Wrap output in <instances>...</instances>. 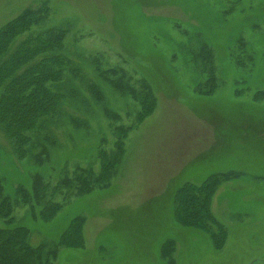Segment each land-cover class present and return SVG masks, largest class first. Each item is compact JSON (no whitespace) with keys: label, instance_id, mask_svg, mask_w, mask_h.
Instances as JSON below:
<instances>
[{"label":"rangeland","instance_id":"1","mask_svg":"<svg viewBox=\"0 0 264 264\" xmlns=\"http://www.w3.org/2000/svg\"><path fill=\"white\" fill-rule=\"evenodd\" d=\"M27 8H46L30 35L65 30L54 52L67 65L50 86L66 96L58 116L29 133L25 157L13 155L0 132L3 194L14 198L16 187L30 188L35 174L54 184L77 168L96 172L98 151L114 150L118 135L122 149L105 187L65 200L58 193L62 207L48 221L38 217V209L33 215L29 205L15 203L12 221L0 225L26 227L32 247L54 252L48 264L262 262L264 93L254 94L264 90V0H0V27ZM239 39L247 42L252 62L235 63L242 55ZM200 42L216 52L217 85L210 95L195 91L204 78L189 62L188 52ZM88 84L98 88L101 100L87 91ZM144 92L154 102L147 112L137 97ZM70 116L85 122L77 128ZM47 134L55 143L37 165L29 156ZM227 171L232 176L212 196L208 233L177 223L176 190ZM76 216L85 219L83 244L66 248L58 239ZM173 227L186 241L182 255ZM222 230L224 240L214 246ZM146 245H154V260L142 252Z\"/></svg>","mask_w":264,"mask_h":264},{"label":"trees","instance_id":"2","mask_svg":"<svg viewBox=\"0 0 264 264\" xmlns=\"http://www.w3.org/2000/svg\"><path fill=\"white\" fill-rule=\"evenodd\" d=\"M44 9L27 8L0 27V132L7 139L11 153L17 158H23L29 153V133L40 126L44 119L58 116L63 97L66 96L64 92L50 86V82L61 78L63 67L67 65L66 58L54 52L60 48L65 30L53 28L33 35L28 32L30 27L42 20L41 10ZM24 32L28 33L26 37L13 45L15 39ZM237 47L242 55L235 59V63L241 65L242 60L252 62L253 56L248 52L247 42L239 39ZM188 53L191 66L204 78L197 84L195 91L200 95L212 94L211 90L217 85L214 84L213 73L215 50L206 42H200L196 49ZM114 84L123 90V84L118 81H114ZM86 89L94 93L98 101L102 99L95 85L88 84ZM263 93L264 90H259L254 96ZM137 97L141 111L147 112L154 107L153 99L147 92ZM70 119L77 128L85 122L75 116H70ZM120 133L122 130L118 128L117 134ZM50 138L51 134H47L38 150L30 154L33 163L41 165L45 162L48 146L55 143V139ZM115 142L114 150L108 153L98 151L99 167L96 172L89 168H77L71 176L61 175L54 184L35 174L30 188L22 185L16 187L14 198L3 194L0 177V221H12L11 213L15 203L29 205L33 215H36L33 210L38 209V217L48 221L62 207V203L55 199L58 193L64 192L65 200L70 195H83L95 188L105 187L120 160L122 148L119 135ZM232 173H212L199 183L187 182L180 186L174 193V219L177 223L208 233V225L214 221L210 207L212 196L218 185L229 179ZM84 221L81 216L74 217L60 234L58 243L66 248L80 247L83 244ZM29 234V230L23 226L9 228L0 225V264H48V258L53 257L54 252L42 254L40 246L32 247ZM220 234L221 238L214 239V246L224 240L223 230Z\"/></svg>","mask_w":264,"mask_h":264},{"label":"flooded vegetation","instance_id":"3","mask_svg":"<svg viewBox=\"0 0 264 264\" xmlns=\"http://www.w3.org/2000/svg\"><path fill=\"white\" fill-rule=\"evenodd\" d=\"M178 227V226H177ZM171 229V228H170ZM178 229H180L179 227H178ZM178 229L177 228H175V227H173L172 228V232L175 234V236H178V237H180V240L184 237V235H180V231H178ZM161 231L162 230H160V232H159V229H156L153 233H156V235H159L160 233H161ZM186 233V232H185ZM184 233V234H185ZM176 238V237H175ZM165 240V239H164ZM164 240H162V242L160 243V245H159V250H160V255H161V246L163 245V241ZM152 241H150L149 243H151ZM179 244H181V246H180V248H179V255H182V253L183 252H185V251H187V249L185 248V245H186V241H185V239H183V240H181L180 241V243ZM179 246V245H178ZM142 252L144 253V255H147L148 256V258H149V260H154V245L153 246H148V245H146V247H145V249L143 248V250H142ZM153 256V258H151V257H149V256ZM253 260H255V259H253ZM262 262H257L256 260L255 261H253L252 263H246V264H264V259H262L261 260Z\"/></svg>","mask_w":264,"mask_h":264}]
</instances>
